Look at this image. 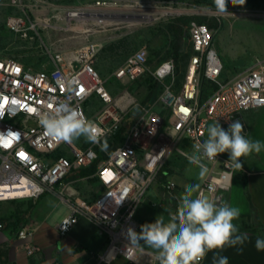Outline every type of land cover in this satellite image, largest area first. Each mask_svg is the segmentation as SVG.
Segmentation results:
<instances>
[{
	"label": "built area",
	"instance_id": "1",
	"mask_svg": "<svg viewBox=\"0 0 264 264\" xmlns=\"http://www.w3.org/2000/svg\"><path fill=\"white\" fill-rule=\"evenodd\" d=\"M117 6L113 0H98L91 9L95 13L79 15L87 19L117 18L121 14L114 13ZM7 25L24 38L32 39L31 34L37 31V24L22 16L10 17ZM213 40L214 33L206 24L195 20L189 23L192 55L180 85L174 59L162 61L151 70L146 48L131 54L113 72V78L136 82L148 75L162 89L150 105L135 104L126 112L114 105L97 69V42H88L70 53L49 52L52 67L41 70L0 53V134L19 133L0 146V204L35 202L46 194L54 195L69 208V215L58 226L60 236H66L80 219L89 221L107 236L106 250L97 257L100 264H111L118 257L125 258L128 264H143V255L151 258L147 263H153L156 256L146 250L125 248L128 241L124 234L129 227L139 231L136 216L152 189L162 195L160 202L173 206L169 216L177 211L178 185L168 178L167 172L172 154H179L177 149L193 151L195 143L206 139V126L210 123L218 121L228 129L243 113L264 108V61L232 80H223L225 66ZM69 81H74L71 92L67 88ZM204 83L210 86L206 96H202ZM54 100L71 103L106 132L107 149L101 150L100 145L84 139L67 143L44 136L36 111L48 110L46 105ZM92 104L101 108L90 117L88 109ZM243 129L246 136L247 130L244 126ZM216 160L203 161L208 172L199 185V195L228 190L237 172H247L243 158L242 169L225 167L227 152ZM94 164L95 172L82 175ZM89 181L99 189L93 198L86 199L78 185ZM8 226V222L0 221V231ZM34 234L32 226L18 231L23 240L32 239ZM24 249L29 256L41 252L32 241Z\"/></svg>",
	"mask_w": 264,
	"mask_h": 264
},
{
	"label": "rangeland",
	"instance_id": "2",
	"mask_svg": "<svg viewBox=\"0 0 264 264\" xmlns=\"http://www.w3.org/2000/svg\"><path fill=\"white\" fill-rule=\"evenodd\" d=\"M96 1L98 0H44L38 3L34 0H0V53L4 57L16 58L33 69L41 70L52 67L49 52L70 53L88 42H97L100 45L97 69L106 81L114 105L121 112H126L135 104H151L152 92L147 84L149 76L146 75L136 82H128L113 78V72L131 54L142 48L147 49L151 70L161 63L166 56L162 48L167 40L159 28L174 18L204 17L207 19V26L217 23L216 28L210 29L214 33L213 47L225 66L223 80H232L258 61H264V1L258 7L228 6V11L233 15L221 17L214 11L213 5L197 3L201 0H181L177 3L170 0H113L118 5L114 13L140 14L146 18L130 21L120 17L100 18L106 24H99L97 20L100 19L96 16L87 19L78 14L95 13L91 9H94L92 6ZM156 10H167L170 13L161 16ZM14 16H22L28 22L37 24V31L31 34L32 39L24 38L9 29L7 21ZM121 40L122 47L111 52L109 47ZM188 46L191 52L190 43ZM184 72L185 68L182 66L177 80L181 79ZM209 87L207 85L206 92ZM100 108L92 104L88 109L89 116H94ZM81 139L84 138L81 137L75 142ZM175 157H179L177 152L172 154V158ZM195 178L199 184L202 179L199 173ZM83 186L85 189H79L80 193L91 198L99 189L90 181ZM57 210L60 214L61 206ZM104 239L108 240L107 236Z\"/></svg>",
	"mask_w": 264,
	"mask_h": 264
},
{
	"label": "crops",
	"instance_id": "3",
	"mask_svg": "<svg viewBox=\"0 0 264 264\" xmlns=\"http://www.w3.org/2000/svg\"><path fill=\"white\" fill-rule=\"evenodd\" d=\"M239 121L247 130L246 138L264 143V108L243 113ZM171 158L167 166L168 178L177 183V196L180 200L185 186L200 185L206 175L197 184L195 177L200 169L180 156ZM243 161L247 172H237L228 190H220L215 195L204 192L202 196L207 195L209 199L227 202L241 209L240 218L235 223L249 239L243 246H238L240 250L225 248L219 254L227 256L229 264H264V251L255 248V240L258 237L264 238V149L259 154L252 153L243 158ZM84 184L85 182H82L78 185L80 190L85 189ZM199 192L200 186L198 195ZM81 195L91 199L87 194ZM161 199L162 195H158L155 190L149 192L137 213L139 228L145 223L155 222L159 216H163L165 221L169 219L173 206L166 201L160 202ZM33 203L32 208L29 202L0 204V218L10 224L7 229L0 231V264H100L97 257L106 250V235L100 234L89 221L80 219L73 229L62 237L58 226L69 215L68 206L51 194H46ZM59 206L60 214L57 210ZM24 226L35 228L32 239L23 240L18 237V231ZM30 241L41 248L37 255L29 256L25 251L24 246ZM141 246L156 256L155 251L143 245L142 241ZM213 256L214 252H208L201 264H213ZM140 260L143 264H150L147 262L151 261V258L143 255ZM111 264L128 262L125 258L118 257ZM151 264H159V261L154 259Z\"/></svg>",
	"mask_w": 264,
	"mask_h": 264
},
{
	"label": "clouds",
	"instance_id": "4",
	"mask_svg": "<svg viewBox=\"0 0 264 264\" xmlns=\"http://www.w3.org/2000/svg\"><path fill=\"white\" fill-rule=\"evenodd\" d=\"M246 0H213L214 11L221 17L233 15L228 11V4L243 6ZM74 81H69L67 88L73 90ZM48 110H37L38 122L43 129V135L57 142L72 143L83 137L85 142L100 145L106 150L107 133L98 127L67 101L54 100L46 105ZM243 124L237 120L224 130L218 121L206 126V139L193 145L191 153L177 149L189 163L196 165L199 177H204L208 168L204 160L217 161L222 153H229L225 162L228 169H242L241 158L252 153L259 154L264 149V143L251 140L243 134ZM19 133L8 131L0 134V146L8 139L18 137ZM103 138V139H102ZM199 185L185 186L178 209L170 214L165 221L163 216L153 223L140 226L139 232L129 227L124 234L129 251L139 249L143 245L153 249L159 264H200L208 252H214L213 264H229L227 256L220 255L225 248H240L248 236L240 231L235 223L239 220L241 209L227 202L209 199L198 195ZM255 248L264 251V238L255 240Z\"/></svg>",
	"mask_w": 264,
	"mask_h": 264
},
{
	"label": "trees",
	"instance_id": "5",
	"mask_svg": "<svg viewBox=\"0 0 264 264\" xmlns=\"http://www.w3.org/2000/svg\"><path fill=\"white\" fill-rule=\"evenodd\" d=\"M264 0H246V6H254L258 7L263 3ZM198 4H207L213 5V0H201L197 2ZM228 6H232L230 3ZM197 21L201 24H206L207 19L204 17H194V16H181L178 18H174L170 20L169 23L161 26L159 31L164 35L167 40L166 45L162 48L165 52L166 56L162 61H166L169 59H174L177 65V73L180 72V68L183 66L186 68L189 58L192 55V47L191 52L189 51L188 46V25L191 21ZM209 28H216L217 23H211L208 25ZM124 41V40H123ZM122 47V40L118 44H113L109 47L111 52H115ZM185 73V72H184ZM182 81L184 79V75L181 77ZM181 79L177 80V85L182 83ZM148 88L152 92L151 103L156 100L158 97L162 86L158 83H155L151 77L147 79ZM206 88L207 84L204 83V87L202 89L203 96H206ZM126 130V126L122 128V130L118 133L117 137H121L123 131ZM85 140V139H84ZM97 164H94L90 169L84 171L82 175H87L96 171ZM30 207L32 208L34 203L29 202ZM0 221L7 222V220L0 218ZM10 226V224H9Z\"/></svg>",
	"mask_w": 264,
	"mask_h": 264
},
{
	"label": "water",
	"instance_id": "6",
	"mask_svg": "<svg viewBox=\"0 0 264 264\" xmlns=\"http://www.w3.org/2000/svg\"><path fill=\"white\" fill-rule=\"evenodd\" d=\"M181 0H170V2L172 3H177V2H180ZM120 18H124V19H128L129 21L130 20H133V19H138L140 18L141 16L139 14H120L119 15ZM136 17V18H135Z\"/></svg>",
	"mask_w": 264,
	"mask_h": 264
},
{
	"label": "bare ground",
	"instance_id": "7",
	"mask_svg": "<svg viewBox=\"0 0 264 264\" xmlns=\"http://www.w3.org/2000/svg\"><path fill=\"white\" fill-rule=\"evenodd\" d=\"M157 11V10H156ZM158 13H160L161 14V16H164V15H166V14H168V13H170L169 11H167V10H160V11H157ZM79 14V13H78ZM140 15V14H139ZM141 17L140 18H138V19H144V18H146L145 16H143V15H140ZM136 18V17H135ZM151 18V17H150ZM100 19V18H99ZM137 19V18H136ZM134 20V19H133ZM139 20V21H140ZM149 20V19H148ZM154 20V19H153ZM152 21V20H151ZM97 22H99V24L101 23V24H106L107 22L104 20V19H100L99 21L97 20ZM81 27H83V26H81ZM85 32V31H84ZM87 32V31H86Z\"/></svg>",
	"mask_w": 264,
	"mask_h": 264
},
{
	"label": "snow or ice",
	"instance_id": "8",
	"mask_svg": "<svg viewBox=\"0 0 264 264\" xmlns=\"http://www.w3.org/2000/svg\"><path fill=\"white\" fill-rule=\"evenodd\" d=\"M8 143H10V141H9ZM21 155L23 156L24 154H23V153H21Z\"/></svg>",
	"mask_w": 264,
	"mask_h": 264
}]
</instances>
